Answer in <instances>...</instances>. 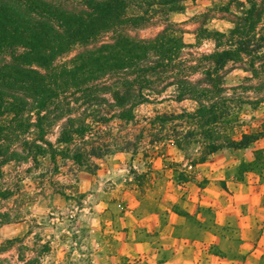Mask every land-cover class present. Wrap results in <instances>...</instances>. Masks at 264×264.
<instances>
[{
	"label": "trees",
	"instance_id": "obj_1",
	"mask_svg": "<svg viewBox=\"0 0 264 264\" xmlns=\"http://www.w3.org/2000/svg\"><path fill=\"white\" fill-rule=\"evenodd\" d=\"M186 1L0 0V225L25 219L34 194L76 199L81 175L112 153L151 159L175 146L183 160L170 167L186 182L190 167L264 136L241 116L264 103V0H228L195 16L197 42H214L201 53L171 17ZM212 16L233 25L211 30ZM235 69L246 74L229 86ZM254 153L241 170L264 164L263 150ZM32 233L0 252L17 247L24 261L31 251L25 264H40L52 245L41 233L27 244Z\"/></svg>",
	"mask_w": 264,
	"mask_h": 264
},
{
	"label": "rangeland",
	"instance_id": "obj_2",
	"mask_svg": "<svg viewBox=\"0 0 264 264\" xmlns=\"http://www.w3.org/2000/svg\"><path fill=\"white\" fill-rule=\"evenodd\" d=\"M227 1L187 0L183 11L172 14L174 21L184 22L185 41L195 44L189 50L201 53L214 47L211 39L197 42L194 17ZM232 25L218 16L206 22L211 30L228 31ZM161 28L153 24L142 34L153 35ZM245 74L231 71L227 84L239 83ZM241 116L243 128L264 130V103L245 105ZM256 149L264 152V136L249 148H225L190 167L186 182L170 167L183 160L175 146L151 159L112 153L100 160L99 169L81 175L76 199L51 189L34 194L25 219L0 225V248L33 230L27 244L41 233L52 245L40 264H227L232 257L247 264L248 252L256 247L264 251V164L240 169L242 162L254 160ZM25 188L35 193L30 179ZM250 214L256 237L243 243ZM33 217L39 226L32 225ZM33 255L28 251L23 261L17 247L0 252L7 259L4 264H25ZM253 264H264V255Z\"/></svg>",
	"mask_w": 264,
	"mask_h": 264
},
{
	"label": "crops",
	"instance_id": "obj_3",
	"mask_svg": "<svg viewBox=\"0 0 264 264\" xmlns=\"http://www.w3.org/2000/svg\"><path fill=\"white\" fill-rule=\"evenodd\" d=\"M251 206L252 205H249L250 208H252ZM247 217L250 220V222L246 223L247 227L244 230V234L241 236L243 243L244 242L249 243V241H251L252 239H255V237H256V232H255L256 230H254L255 225H253V222L251 221L252 219L255 220V217L252 214L248 215ZM262 238H264V236ZM263 243H264V241H263ZM263 255H264V251L260 252L259 249L256 247L254 251H250L247 253L246 263L247 264H253V261H256L257 259L259 260V258H261ZM242 263H243V261L240 262V259L238 257H232V259L227 262V264H242Z\"/></svg>",
	"mask_w": 264,
	"mask_h": 264
}]
</instances>
